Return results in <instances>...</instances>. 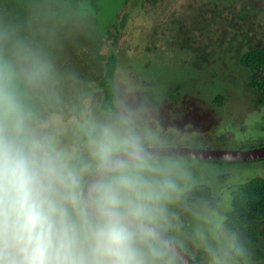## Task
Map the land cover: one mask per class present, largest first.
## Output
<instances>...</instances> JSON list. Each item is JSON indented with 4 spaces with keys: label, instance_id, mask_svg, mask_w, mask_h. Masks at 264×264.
<instances>
[{
    "label": "rangeland",
    "instance_id": "obj_1",
    "mask_svg": "<svg viewBox=\"0 0 264 264\" xmlns=\"http://www.w3.org/2000/svg\"><path fill=\"white\" fill-rule=\"evenodd\" d=\"M96 1L100 6L91 9L88 17L87 11L75 13L73 21L64 22L58 32L48 34L47 28L46 34L37 35L58 81V94L53 96L57 103L45 110L43 118L38 116L34 126L37 137L52 152L72 167L74 157L91 156L89 142L80 139V127L112 123L132 132L134 122L139 127L134 134L144 133L140 136L144 146L243 150L264 146V106L247 86L249 73L236 53L244 34L250 37L242 42L244 50L248 43L264 44V0H127L117 13L116 26L104 25L102 20L109 22L122 0ZM98 34L101 62L112 49L119 59V107L113 112L101 106V88L95 78L88 77L85 86L75 83V74L90 71L95 58L90 59L86 50H94ZM84 57V66L73 68ZM127 109L133 119L125 123L119 114ZM149 159L160 168L151 175L167 177L174 184L160 202L156 226L184 249L190 245L191 250L211 249L205 264H264L235 261L231 256L234 239L225 231L231 191L264 177V158L240 162L176 156ZM92 168L94 160L86 166ZM83 172L79 171L81 177ZM196 183L212 187L216 204L206 202L191 211L173 213L180 192ZM161 260L172 264L167 258Z\"/></svg>",
    "mask_w": 264,
    "mask_h": 264
},
{
    "label": "clouds",
    "instance_id": "obj_2",
    "mask_svg": "<svg viewBox=\"0 0 264 264\" xmlns=\"http://www.w3.org/2000/svg\"><path fill=\"white\" fill-rule=\"evenodd\" d=\"M53 62L0 31V264H155L158 209L174 187L140 136L93 125L94 176L35 134L37 106L56 94Z\"/></svg>",
    "mask_w": 264,
    "mask_h": 264
},
{
    "label": "trees",
    "instance_id": "obj_3",
    "mask_svg": "<svg viewBox=\"0 0 264 264\" xmlns=\"http://www.w3.org/2000/svg\"><path fill=\"white\" fill-rule=\"evenodd\" d=\"M87 1L88 0H0V31H11L14 37L23 40L34 48H36V45H39L38 49L44 52L42 49H45V47H41L40 45L42 44L37 43H41L40 36H42L43 32H45V34L47 33V28H49L48 34L58 32L64 22L70 23L73 21L76 15L75 13L83 14V11H87L88 13L86 14V12H84V14L88 17L91 9L95 8L97 10L100 6L96 0H92V3ZM126 2L127 0H122L117 6L116 14H113L109 22L108 20L104 22L103 19V24L105 25V23H108V26H116L118 22L117 13L124 7ZM100 16L98 17V22L100 21ZM29 35L31 36L29 37ZM247 35L248 34H244L243 41L249 42L250 37ZM31 37L34 39H29ZM100 37L101 34H98V43L97 46L93 45L94 50H86V53H90L91 55L90 59L93 57L95 58L91 65L92 69L90 68V71L84 74H75V83H77L78 86H85V80L88 79V77L95 78L97 85L101 88V92L98 93L102 101L101 106L106 111L113 112L119 107V95L116 84L119 59L118 54L112 49L109 51L108 55L104 56V60L101 62L99 58L102 56L98 47L101 41ZM87 41L88 40L83 37V42L87 43ZM242 42H240L236 48L238 62L249 73L247 86L257 95L258 104L264 106V44L255 45L253 43H248L247 49L244 50V44ZM186 43L187 41H183L182 45L188 46ZM82 59L84 61L79 64L77 63L73 68L79 70V66H84L86 58L84 57ZM90 73L92 74L91 76L89 75ZM57 94L58 93L55 95ZM221 99H223V97H216L218 102L222 101ZM56 103L55 97H51L37 106V119L34 126L40 121L38 116L43 118L42 115L45 110H48ZM127 110L126 112L123 111V115L119 114V117L121 119L123 118L122 120H124L125 123L132 118L131 109ZM135 125L137 126L138 124ZM136 126L135 128L132 127L133 133L137 131L135 130ZM92 127H80L81 141L89 142V131ZM92 160L93 157L87 153L76 156L71 160L73 168L78 171H84L81 177L83 186H85L90 174L94 171V169H86V166L90 164ZM203 161L209 162L208 160ZM212 162L223 161L217 160ZM231 195L232 208L227 213V219L225 221V231L234 239L231 256L237 262L262 263L264 262V177L253 178L243 184H239L236 189L231 191ZM206 202H212L213 206L216 204V198L212 187L207 183H196L180 195L177 202V210H174L173 213L176 211L184 212L186 210L188 212L191 211L192 208L201 206ZM208 204L212 206L211 203ZM173 213L171 212L170 214L172 215ZM165 217L166 215L163 213V218ZM172 238L174 239L173 236ZM153 244L159 251V256L155 259V264H165L161 258L169 259L172 264H182L159 241L154 240ZM191 246L192 245L186 248V251H191V255L199 264H205L204 261L206 262L209 260L210 256L213 254V251L205 246L197 248L196 250L189 249Z\"/></svg>",
    "mask_w": 264,
    "mask_h": 264
},
{
    "label": "water",
    "instance_id": "obj_4",
    "mask_svg": "<svg viewBox=\"0 0 264 264\" xmlns=\"http://www.w3.org/2000/svg\"><path fill=\"white\" fill-rule=\"evenodd\" d=\"M144 149L148 153L149 158L158 156H176L201 160H221L233 162L264 158V146L243 150L160 145L146 146ZM93 176L94 171L90 174L85 186L93 178ZM152 227L158 233V238L156 240L163 244L178 261L182 264H199L194 257L186 251V249H184L171 237V235L156 225H153Z\"/></svg>",
    "mask_w": 264,
    "mask_h": 264
},
{
    "label": "flooded vegetation",
    "instance_id": "obj_5",
    "mask_svg": "<svg viewBox=\"0 0 264 264\" xmlns=\"http://www.w3.org/2000/svg\"><path fill=\"white\" fill-rule=\"evenodd\" d=\"M131 119V118H130ZM132 119H133V117H132ZM138 122H139V120H137ZM134 124H136V122L134 123ZM139 128V127H138ZM138 128H137V126H136V130H138ZM139 131V130H138ZM143 134L144 133H141V132H138V136H143ZM144 147H146V146H144ZM249 149H251V148H249ZM150 158H153V157H150ZM191 159H194V158H191ZM201 160V159H200ZM203 160V159H202ZM208 161H217V160H208ZM218 161H221V160H218ZM230 162H233V161H230ZM236 162H239V161H236ZM94 168H92V170H93ZM184 191H186V190H184ZM184 191H182V192H180L181 194L184 192ZM180 194V195H181ZM166 232V231H165ZM168 233V232H167ZM169 234V233H168ZM169 235H171V234H169ZM171 237H172V235H171Z\"/></svg>",
    "mask_w": 264,
    "mask_h": 264
},
{
    "label": "bare ground",
    "instance_id": "obj_6",
    "mask_svg": "<svg viewBox=\"0 0 264 264\" xmlns=\"http://www.w3.org/2000/svg\"><path fill=\"white\" fill-rule=\"evenodd\" d=\"M256 147V146H255ZM242 188V187H241ZM238 192V191H237ZM232 194H234V193H232Z\"/></svg>",
    "mask_w": 264,
    "mask_h": 264
}]
</instances>
